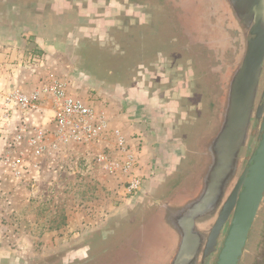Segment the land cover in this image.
<instances>
[{"label":"rangeland","instance_id":"1","mask_svg":"<svg viewBox=\"0 0 264 264\" xmlns=\"http://www.w3.org/2000/svg\"><path fill=\"white\" fill-rule=\"evenodd\" d=\"M169 1L174 5L172 18L155 11L146 22L117 32L103 47L91 46L78 65L91 63L97 74L114 75L102 79L120 78L116 76L122 72L120 80L126 85L138 83L135 74L139 66L153 70L151 63L171 57L170 65L187 68L196 83L217 87L235 32L227 12L216 14L212 1H205L200 8L190 7L189 0ZM67 22L70 24V17ZM31 34L22 31L14 40L0 34V108L5 93L19 89L28 94L53 76L65 84L70 95L98 107L107 102L117 108L121 112L117 124L124 135L134 139L123 153H116L111 142L63 140L52 122L50 104L41 101L36 108L14 112L9 122L0 123V264H40L87 238L94 241L87 249L94 256L89 264H150L163 259L174 242L168 235L172 225L166 221L168 227L164 228L158 215L143 219V227L136 225L139 221L135 218L104 233L106 221L121 212L128 197L125 176L120 171L111 173L114 164L137 154L145 163L148 160L138 148L137 131L111 99L78 85L69 76L67 59L58 48L49 52L35 42L55 46L57 40L53 43ZM208 92L201 89L198 94L202 117L214 100ZM199 170L194 169L185 180L184 173L177 174L179 179L174 189H169L166 201L177 206L194 198L202 173Z\"/></svg>","mask_w":264,"mask_h":264},{"label":"flooded vegetation","instance_id":"2","mask_svg":"<svg viewBox=\"0 0 264 264\" xmlns=\"http://www.w3.org/2000/svg\"><path fill=\"white\" fill-rule=\"evenodd\" d=\"M184 1L188 0H178ZM189 1L192 8L215 2L216 14L227 12L235 31L217 87L196 83L187 68L170 65L171 57L151 63L153 70L139 66L138 83L126 85L120 80L122 72L116 76L120 78L102 79L114 75L97 74L91 63L78 65L84 51L103 47L117 32L146 22L155 11L172 18L175 11L169 0H0V34L14 40L22 31H30L41 40H57L55 46L35 42L49 52L58 48L67 59L69 76L111 99L137 131L138 148L148 156L147 169L121 212L106 221L104 233L121 228L125 221L136 218L141 227L143 219L160 216L162 224L172 225L168 235L174 244L166 248L163 259L150 264H215L231 220L238 180L257 145L264 118V54L256 69L243 68L248 31L257 17L264 31V0ZM61 47L70 52H62ZM201 89L214 95L203 117L198 101ZM197 167L202 173L196 196L177 206L168 203L166 196L174 189L177 174L184 173L185 180ZM92 243L83 239L40 264H89L94 256L87 249ZM239 264H264V197Z\"/></svg>","mask_w":264,"mask_h":264},{"label":"built area","instance_id":"3","mask_svg":"<svg viewBox=\"0 0 264 264\" xmlns=\"http://www.w3.org/2000/svg\"><path fill=\"white\" fill-rule=\"evenodd\" d=\"M48 102L52 122L57 127V133L63 140L76 144L111 142L116 153H123L128 149L130 140L134 136H126L117 124L121 119V112L111 105L96 106L89 100H83L70 95L64 83L50 76L48 83L32 92L25 94L19 89L4 94L0 108V123L11 120L14 112H23L36 108V104ZM137 155L128 157L122 163L114 164L111 173H122L125 178L126 195L135 193L141 183L142 176L147 169L146 163Z\"/></svg>","mask_w":264,"mask_h":264},{"label":"water","instance_id":"4","mask_svg":"<svg viewBox=\"0 0 264 264\" xmlns=\"http://www.w3.org/2000/svg\"><path fill=\"white\" fill-rule=\"evenodd\" d=\"M248 48L243 68L252 71L261 64L264 54V31L257 17L248 31ZM233 197L232 216L215 264H239L246 242L262 208L264 197V118L257 145L239 178Z\"/></svg>","mask_w":264,"mask_h":264}]
</instances>
